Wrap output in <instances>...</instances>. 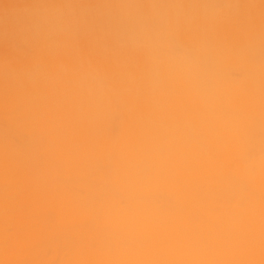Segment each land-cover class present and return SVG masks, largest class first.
Here are the masks:
<instances>
[{"label": "clouds", "instance_id": "1", "mask_svg": "<svg viewBox=\"0 0 264 264\" xmlns=\"http://www.w3.org/2000/svg\"><path fill=\"white\" fill-rule=\"evenodd\" d=\"M0 15V149L7 140L30 153L53 139L55 125L33 113L42 101L86 112L103 141L126 126L141 95L185 94L222 106L239 134L244 166L223 188L249 209L228 259L264 264V0H21ZM244 91L247 112L226 103ZM7 113V114H6ZM48 144L43 145L44 150ZM154 201L176 200L166 184ZM88 217L80 215L79 221ZM66 224L47 233L56 241ZM37 261L35 264H52ZM58 264H68L61 260Z\"/></svg>", "mask_w": 264, "mask_h": 264}, {"label": "rangeland", "instance_id": "2", "mask_svg": "<svg viewBox=\"0 0 264 264\" xmlns=\"http://www.w3.org/2000/svg\"><path fill=\"white\" fill-rule=\"evenodd\" d=\"M21 6V0H7L0 3V15L6 20L11 10ZM155 99L158 101L148 102L150 105L160 103L153 113L141 98L130 106L129 123L136 131L127 143H122L119 137H114L112 143L109 139L112 129L103 141L98 140L89 131L91 125L86 112L75 107L65 111L49 101H44L43 114L34 118L51 122L55 125L54 131L63 129L64 117L73 118L81 126L70 145L54 149L51 141L44 140L36 150L25 153L12 145L6 148L9 142L4 141L0 149V158L4 159L0 161V190L4 172L10 170L12 179L7 185L8 194L1 197L0 264H35L50 260L52 245L60 238L54 242L47 233L57 229L65 219L69 224L66 230L68 253L60 260L55 257L57 262L124 264L125 260L119 258L124 253L139 256L129 261L131 264H212L230 257V246L249 211L245 196H238L241 204L224 200L228 194L223 188L225 182L232 172L244 166L238 150L239 134L222 106H208L185 94L178 99L163 95ZM166 103L170 106L168 110ZM226 103L241 112H247L250 107L242 108L237 92L230 94ZM177 111L180 119L167 126L161 118L170 122ZM153 120L154 127L149 132ZM193 122L203 125L197 141L191 135ZM217 122L218 134L214 139L212 128ZM144 137L148 138L147 142ZM89 139L94 145L88 144ZM176 140H180V146L168 148ZM45 143L49 145L47 150L43 147ZM83 148L86 158L79 162L80 166L71 165L72 158ZM68 149L74 150L67 152ZM131 156L136 162L129 161ZM54 158L59 162H54ZM95 158L100 162H93ZM205 160L208 165L204 164ZM75 168L83 177L71 175ZM95 172L114 173L109 184L110 194L101 184L92 182ZM157 184H166L175 193H182V201L178 204L172 200L154 201L144 195ZM17 201L24 215L19 224L12 227L10 219ZM50 203H54V209L47 214H53L56 224L37 225L36 211H44ZM92 204L104 215L110 213L114 217L111 227L98 237L90 235L94 218L90 210ZM225 205H235L237 209L230 220H225ZM80 215H86L87 221L81 223ZM142 219L148 223L144 238L143 228L133 225L135 220ZM154 223L159 225L161 233L156 232ZM79 243L84 246L75 250L73 246Z\"/></svg>", "mask_w": 264, "mask_h": 264}, {"label": "bare ground", "instance_id": "3", "mask_svg": "<svg viewBox=\"0 0 264 264\" xmlns=\"http://www.w3.org/2000/svg\"><path fill=\"white\" fill-rule=\"evenodd\" d=\"M7 0H0V3L1 4H4L6 3ZM237 94L239 95V98L241 99L242 101V108H247L249 105V98H248V94L244 91H240V92H237ZM165 97H171V98H174V99H178L181 97V94H169V95H163ZM156 97H150L147 95V93H143L141 95V99L142 101L144 102H147V105L148 106V110H151L150 112L153 113L152 111H154L155 109L158 108V106L160 105V103L158 104H153V105H150V101H158L155 99ZM44 101L40 102L38 108L33 112L31 113V115L33 117H36V118H39L41 116V114H43V108H44ZM170 106L168 103L165 104V109H169ZM173 120L170 121V122H167L165 120L164 117H162L161 119L163 120V122L168 126L169 124L171 123H174L175 120H178L180 119L181 115L180 113L177 111V113L175 114V116H173ZM154 123H155V120H153L150 125H149V132L153 129L154 127ZM79 126L81 125H78L73 118H71L70 116H66L63 118V123L61 124V127H63L62 130H57V131H53V139L51 140V145H52V148L54 149H58L60 145H64V146H68L71 144V141H72V138L74 136L77 135L78 131H79ZM218 126H219V122L215 123L213 125V128H212V131L214 133V139H216V136L218 134ZM180 129V127H179ZM202 129H203V125L202 124H199L197 122H193L192 123V126H191V135H192V139L194 141H197L198 140V135L199 133L202 132ZM136 131V128L132 125V124H127L126 126H117V127H113L112 128V132H110L109 134V139L112 141V143H114V137H119L121 138L122 140V143L125 142L127 143L128 140H130V136H132V134H134ZM145 139V137L143 138ZM148 141V138L145 139V142ZM94 141L92 139H89V142L88 144L90 146L94 145ZM181 142L180 140H176V141H173L171 143V145H169L168 148H176L178 146H180ZM6 148H11V144L9 143H6ZM122 147V146H121ZM120 147V148H121ZM51 148V149H52ZM119 148V147H118ZM72 150L74 149H68L67 152H71ZM83 153L84 152V148L82 149V151H79L71 160V165L75 164L76 166H80L81 164L79 162H82L86 157V155H84ZM205 158L207 159V155L205 154ZM4 160V159H3ZM2 158H0V161H3ZM54 162L57 161L59 162L58 159L54 158L53 160ZM131 163H134L136 162L135 158H133L132 156L130 157V160H129ZM56 162V163H57ZM93 162H100V159L99 158H95ZM205 165H208V162L207 160H205ZM74 165V166H75ZM72 176H76V178H81L83 177L82 173L79 172V170H77L76 168L73 169L72 173H71ZM115 177L114 173H109V174H106V175H101L99 173H96L95 174H92L91 178H92V182L94 183H98V184H101L103 186V188H105V190L110 194L109 192V184H110V181L111 179ZM1 179L3 180V185H2V188L0 190V209L2 208L1 207V197H4L8 194L9 192V189L10 187H8V183L9 181H11L12 179V172L10 170L4 172V175L1 176ZM85 189V186L83 187ZM86 191V190H85ZM176 196H177V199L176 200H172V202L174 204H178L180 201H182L183 199V196H182V193H176ZM27 198L29 199L30 196H27ZM217 199V198H216ZM239 197L236 196V195H229L227 194V196H225L224 200L226 203H230V204H233V203H240V200H238ZM241 204V203H240ZM15 207H16V211L13 213L12 215V218L10 219V224L12 225V227H16L22 216L24 215V210L22 209L21 207V204H20V201L17 203H15ZM235 205L232 206V205H225L224 206V211L223 213L225 214V220L227 219H231L233 218V214L235 213V211L237 209H235ZM54 209V203H50L49 206L44 210V211H36V216H37V225H41L42 223L43 224H47V225H55L56 222L54 221V217H53V214H47L49 211H53ZM91 212L94 216L93 218V227H92V231H91V236L93 237H98L101 233H103V231L109 227H111L112 223H114V217L112 214H107V215H104L103 212L95 205V204H92L91 206ZM195 223V222H193ZM61 224H66L67 227H69V224H68V220H64V222H61ZM133 225L135 227H142L143 228V236L142 238L146 237V229L148 227V223H147V220L145 219H142V220H135L133 222ZM60 226V225H59ZM58 226V227H59ZM154 227L156 228V232L158 233H161V229L159 228V225L157 223H154ZM145 231V232H144ZM67 232L64 233L62 235V237L58 240V242L55 243L56 245V248H55V257L57 259H63V257L66 256V254L68 253V241H67ZM2 244H3V241L1 240V237H0V251L2 250ZM84 245L79 243V244H75L73 246V248L75 250L77 249H80L82 248ZM165 247H167V244H165ZM51 252H53V247L51 248ZM173 256H175L174 253H172ZM120 259L122 260H125L124 261V264H131L129 261H133V260H136L139 258V256H136V255H131L130 253H124V254H121L119 256ZM43 261H47V260H43ZM41 261V262H43ZM49 261V260H48ZM52 264H58L57 260H53L52 261ZM153 264V263H152Z\"/></svg>", "mask_w": 264, "mask_h": 264}]
</instances>
